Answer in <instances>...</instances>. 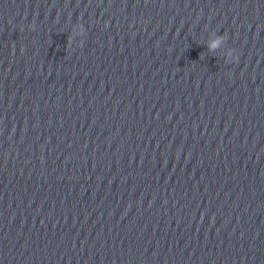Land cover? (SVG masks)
Instances as JSON below:
<instances>
[{
	"label": "clouds",
	"instance_id": "9594fccd",
	"mask_svg": "<svg viewBox=\"0 0 264 264\" xmlns=\"http://www.w3.org/2000/svg\"><path fill=\"white\" fill-rule=\"evenodd\" d=\"M82 27H84L83 25H82ZM217 45L215 44V43H213V44H211V45H209V48L210 49H213V48H215Z\"/></svg>",
	"mask_w": 264,
	"mask_h": 264
}]
</instances>
